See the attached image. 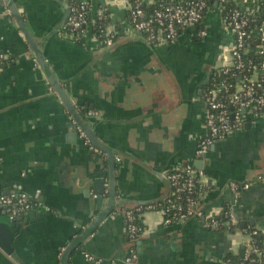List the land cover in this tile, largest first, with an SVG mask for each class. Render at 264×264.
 <instances>
[{
	"label": "crops",
	"instance_id": "obj_1",
	"mask_svg": "<svg viewBox=\"0 0 264 264\" xmlns=\"http://www.w3.org/2000/svg\"><path fill=\"white\" fill-rule=\"evenodd\" d=\"M77 1L87 2L91 19L107 9L117 40L105 45L91 28L81 41L67 40L60 36L68 19L62 4L17 0L43 54L40 65L0 0V56L8 59L0 70V196L24 192L33 201L11 222L15 236L7 249L0 245V264H61L67 248L68 264H130L132 249V264H230L229 255L248 248L250 229L264 232V117L215 140L201 169L195 167L206 136L204 88L213 70L228 62L233 42L218 7L209 8L200 26L181 30L174 43L152 46L124 35L129 0ZM155 1L146 0L149 9ZM233 1L243 12L264 2ZM46 72L75 107L96 112L87 123L113 162L79 139ZM190 163L205 175V215L227 211L232 231L210 230L202 218L165 224L163 214L151 209L169 193L168 172ZM111 166L116 210L91 227L99 214L94 182L108 187ZM250 181L255 184L239 194L229 188ZM109 203L106 198L102 208ZM129 209L142 210L135 242L127 233Z\"/></svg>",
	"mask_w": 264,
	"mask_h": 264
},
{
	"label": "built area",
	"instance_id": "obj_2",
	"mask_svg": "<svg viewBox=\"0 0 264 264\" xmlns=\"http://www.w3.org/2000/svg\"><path fill=\"white\" fill-rule=\"evenodd\" d=\"M69 6L68 19L60 30V36L71 41H81L85 38L87 31L93 27L94 19H91L89 6L85 1L63 0ZM68 1L70 3H68ZM224 1V0H222ZM144 0H134L130 4L129 27L125 31L126 37H140L152 46L174 43L178 32L189 28H195L201 23L209 10L208 0H183L173 5L158 7L147 15L143 8ZM222 12V8L218 7ZM243 12V11H242ZM253 10L247 12L234 11L225 16L222 21L224 27L229 30L233 36L232 46L229 51V59L223 66L215 68L214 71L228 72L231 66H235L234 59L239 57V49L243 46V40L250 34H256L260 44L257 46V54L262 59L259 69V75L255 74L250 78L240 77L236 80L233 87V93L226 96L232 85L226 82L214 84L206 90L204 103L206 106V115L204 126L206 136L201 140L196 155L205 158L210 147L215 140L223 138L233 131L242 129L247 123L264 117V20L260 27L250 33L246 30L248 17ZM7 14L11 15L8 10ZM104 10H101L97 17H101ZM92 30V29H91ZM114 33L109 28L104 36V44H114ZM8 59L0 56V70ZM237 64V68H241ZM256 70V69H255ZM228 106L232 110H229ZM88 115L95 116V111H89ZM76 131L79 137L84 141L90 150L100 154L101 151L91 142L84 129L73 119ZM261 179V178H258ZM167 182L171 187L170 196L181 199L184 196L183 205H173L176 211L174 217L166 215L168 209L161 207L159 210L164 216L165 224L185 222L191 218H205L204 226L210 230H217L219 223L214 216H206L202 205V190L205 186V175L190 164H177L167 174ZM255 182L235 183L231 182L229 188L233 194H239L241 191L248 190ZM198 190L200 191L197 195ZM169 202L165 199L163 202ZM33 208L32 198L24 192H11L0 196V210H3L11 222L16 221ZM141 209H129L125 211L127 222V233L131 241L137 240V235L142 232L141 226L136 220L141 218ZM232 217V216H231ZM230 217V218H231ZM232 219V218H231ZM250 247V241L248 243ZM256 251V250H254ZM259 253V252H258ZM90 260L92 256L86 255ZM137 255L132 249L127 262L132 264L136 261Z\"/></svg>",
	"mask_w": 264,
	"mask_h": 264
},
{
	"label": "trees",
	"instance_id": "obj_3",
	"mask_svg": "<svg viewBox=\"0 0 264 264\" xmlns=\"http://www.w3.org/2000/svg\"><path fill=\"white\" fill-rule=\"evenodd\" d=\"M130 4H134V0H129ZM68 3H70L68 1ZM177 3V0H156L153 5H151V9L146 5V0H144V11L147 15L152 14L154 10H156L158 7L165 6V5H173ZM215 4L217 6H215ZM208 5L210 10L216 9L217 7L222 8V12H220L221 18L223 19L225 16L231 14L234 11H239L243 13L238 4L233 0H208ZM244 14V13H243ZM128 19L130 18V11H128ZM248 17V25L246 27V30L250 33V31H254L260 27L264 20V2L261 3L260 9L253 10ZM110 25V18H109V11L107 9H104V14L99 18L96 16L94 20V25L91 28L92 32L96 34V36L104 40V36L106 32L108 31ZM201 23H199L198 26H200ZM197 26V27H198ZM117 36H114V40H117ZM260 42L256 37V34H250L249 36L245 37L243 40V46L239 49V57L235 58V66H231L228 72L221 71H214L210 74L208 84L204 88V94L207 89H209L214 84H220L222 82H226L232 85V88L227 92L223 93L226 96H230L233 93V87L236 80L243 76L250 78L253 75L257 74L260 64L262 62V59L257 54V46H259ZM7 63H4L6 65ZM237 64H241V68H237ZM256 69V70H255ZM259 75V74H257ZM79 112L83 119L88 121V110L84 107H78ZM229 110H232L230 106H228ZM70 112V111H69ZM71 113V112H70ZM183 165V164H181ZM192 167H194L193 163H190ZM171 187L169 186V193L166 197L163 198L162 201H159L155 203L153 206L156 207V209H160L162 206L168 209V212H166V215L169 217H174V213L176 212L173 209V205H183L184 204V196L181 199H176L174 197L170 196ZM200 191L198 190L197 195H199ZM165 199L169 200V202H163ZM142 211V210H141ZM215 220L219 223V227L217 231H232L233 230V223L231 222V219L229 217V213L227 211L221 212L219 215L214 216ZM175 218V222H176ZM141 218L136 220V223L141 226ZM137 240L140 238V234L137 235ZM249 236H250V247L244 248L240 250V252L237 255H229L228 256V262L230 264H264V232L256 230V229H250L249 230ZM135 240V241H137ZM134 241V242H135ZM134 248V247H133ZM256 250V251H254ZM259 252V253H258Z\"/></svg>",
	"mask_w": 264,
	"mask_h": 264
},
{
	"label": "water",
	"instance_id": "obj_4",
	"mask_svg": "<svg viewBox=\"0 0 264 264\" xmlns=\"http://www.w3.org/2000/svg\"><path fill=\"white\" fill-rule=\"evenodd\" d=\"M17 0H5V4L7 5V8L12 12L13 16L16 18L20 29L23 31V33L27 37V41L29 45H31L33 48H35L37 61L40 65H44L45 60L43 58V54L41 52V49L38 48V45L35 43L34 38L29 33L27 27L25 26L23 17L21 14H19L18 9L15 5ZM60 4H62L67 12V15L69 13V6L66 2L63 0H54ZM188 30H192V28H189ZM180 33V31L178 32ZM47 75H49V81L52 85V87L55 89L56 93L59 95V97L63 100L65 106L70 110L71 118L70 121L73 124V119H75L84 129L87 136L90 138L91 142L100 150L105 151L108 153L110 161H114V157L111 153V151L106 148L104 145H102L98 139L96 138L93 129L90 128L89 124L86 122L85 119L81 116L79 110L72 104L67 94L63 91L61 85L59 82H57V79L50 74L49 72H46ZM246 127L249 126V123L245 125ZM75 131V129H73ZM203 164V158L197 157V159L194 161V165L196 168L201 169V165ZM94 191L95 194H97V197L95 199V211L99 214L97 215V218L93 221V224L91 227H96V224L99 223V221L105 219L108 216H111L115 210V198H116V191H115V172L113 170V166H111V174L109 179V185L108 187L105 186V181L103 180H97L94 182ZM107 193V194H106ZM108 198L110 203L105 207L102 208V205L105 201V199ZM202 219L205 220L203 217ZM16 229L12 226L11 221L7 217L6 213L3 210H0V245L7 249L15 236ZM87 236H89V230L85 231L80 236V241L85 239ZM71 249L67 248L65 253L62 255L61 258V264H68V259L71 255Z\"/></svg>",
	"mask_w": 264,
	"mask_h": 264
},
{
	"label": "flooded vegetation",
	"instance_id": "obj_5",
	"mask_svg": "<svg viewBox=\"0 0 264 264\" xmlns=\"http://www.w3.org/2000/svg\"><path fill=\"white\" fill-rule=\"evenodd\" d=\"M4 67V66H3ZM78 110H79V108L78 107H76ZM89 111H91V110H88V112ZM70 117H72L71 116V114H70ZM87 117L88 118H96L97 117V114L95 115V116H90V115H87ZM87 122V121H86ZM78 123V122H77ZM79 124V123H78ZM80 125V124H79ZM81 126V125H80ZM82 127V126H81ZM83 128V127H82ZM73 129H75V132H76V134H77V136L79 137V135H78V133H77V131H76V128H75V125L73 124ZM89 138V137H88ZM79 139L81 140V141H83L80 137H79ZM90 139V138H89ZM83 143H84V141H83ZM85 144V143H84ZM100 154H102V151H101V153Z\"/></svg>",
	"mask_w": 264,
	"mask_h": 264
}]
</instances>
